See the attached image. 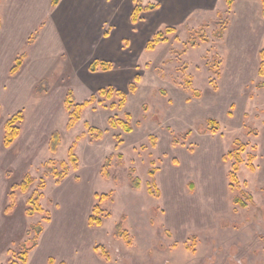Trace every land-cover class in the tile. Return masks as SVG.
<instances>
[{"label":"rangeland","instance_id":"obj_1","mask_svg":"<svg viewBox=\"0 0 264 264\" xmlns=\"http://www.w3.org/2000/svg\"><path fill=\"white\" fill-rule=\"evenodd\" d=\"M232 1L0 0V264H264L263 6ZM138 3L153 7L132 23ZM199 27L208 41L191 47ZM35 193L43 213L27 215Z\"/></svg>","mask_w":264,"mask_h":264},{"label":"trees","instance_id":"obj_2","mask_svg":"<svg viewBox=\"0 0 264 264\" xmlns=\"http://www.w3.org/2000/svg\"><path fill=\"white\" fill-rule=\"evenodd\" d=\"M225 1L227 2L228 5H231L232 2H233L232 0H225ZM261 1H262V6H263L262 7L263 8L262 14L264 16V0H261ZM58 2H59V0H52V6L55 7L58 4ZM152 7H153V5L142 6L139 3L136 4L134 9H133V12H132V17H131L132 23H136L139 20L140 13H142L144 11H150L152 9ZM171 32H173V28H171V27H166L163 31L156 32L152 36V39H150L149 41L146 42V49L147 50H152L156 45L165 42L167 40L166 35L171 33ZM189 34H190V37L188 39V44L191 47H194L196 45L197 40H201L203 42H207L208 41V37L205 35L203 27H199L197 29L191 30L189 32ZM262 56L264 58V50L262 51ZM25 57H26V55L22 54V55H20L19 58L16 59L15 66L11 69L12 72L15 71L17 68H19L21 66V63H22V61H23V59ZM99 66H100V68L102 70H108L110 68L108 63H106L105 61H93L91 63V65H90L92 70H96L97 67H99ZM110 90H112V89L102 88V89H100L98 91V93L101 96H104V97L109 99V98L112 97ZM130 90L132 92L134 91V85H132V84L130 85ZM114 94L117 95V97L120 98L118 105L119 106H123L124 103H125V93H123L121 91H118V90H115ZM94 100H95V97L92 96L88 100H86V101H84V102H82L80 104H75L74 105V110L71 112L70 120L68 121V124L66 126L67 129H71L75 125V123L79 119V112L83 108H85L88 105H90ZM74 101H75V99L72 96V92L69 91L68 95H67V98H66V103H67L68 109L71 108V106L73 105ZM20 120H21V112H17L16 114L12 115L9 119L6 120V122L4 124V136H3V144H4V146H6V147L9 146L15 140V138L18 136V129L15 127V124L18 121H20ZM109 124L112 127H116L117 125H120V126H122V128L125 131H130V128L124 122H122L120 120L116 123L114 120L109 119ZM90 130L93 132L92 128H90ZM102 135H103V132L98 130L96 135H93L92 138L93 139H99L100 137H102ZM59 145H60L59 133L58 132H53L52 135H51V138H50V146H49L50 151L51 152H55ZM74 146L75 145L73 144L69 148L68 152H69L70 159L75 163L77 161V158L73 154ZM49 163L50 162L48 161L47 164H49ZM238 163H239V160L237 161L236 165H234V169H237ZM49 166H50V164H49ZM47 169H48V171L53 172V168L47 166ZM153 173H154L153 170H151L149 172V174L151 176V179L147 183L148 191L151 194H153L152 193L153 192V188L155 187V183H154L155 181H154V178H153ZM56 176L59 179L62 178V175L60 173H56ZM230 178H231L232 181H234V182L236 181V178H235V175H234L233 172L230 173ZM30 180H31L30 178L26 177L22 182L13 185V189H17L18 188L21 192H25L27 190L28 184L30 183ZM129 180H130L131 186L134 189H138L139 188L140 181H139V179L137 177L132 175V172L129 173ZM156 193H157V191H156ZM12 197H11V199H12ZM39 197H40L39 194L35 193L32 197H30L27 200V208H26V214L27 215H33L35 213H43V209L38 204ZM248 198H250V197L248 196ZM240 204H241V206L245 205V203H243V202H240ZM93 212H94L95 216L94 215L90 216L89 217V222H90V224L96 222V224L99 225L101 222H100L99 217L97 216V214H100L101 211L98 208V206L94 207ZM115 229H116V235L118 237L125 236V232L122 229L121 221L116 225ZM25 257H26V254L24 253L22 255V258L25 259Z\"/></svg>","mask_w":264,"mask_h":264}]
</instances>
